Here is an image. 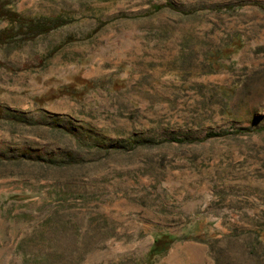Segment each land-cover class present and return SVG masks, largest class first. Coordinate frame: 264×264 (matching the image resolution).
<instances>
[{
    "label": "rangeland",
    "instance_id": "374dc122",
    "mask_svg": "<svg viewBox=\"0 0 264 264\" xmlns=\"http://www.w3.org/2000/svg\"><path fill=\"white\" fill-rule=\"evenodd\" d=\"M11 1L0 264H264V0Z\"/></svg>",
    "mask_w": 264,
    "mask_h": 264
},
{
    "label": "trees",
    "instance_id": "16d2710c",
    "mask_svg": "<svg viewBox=\"0 0 264 264\" xmlns=\"http://www.w3.org/2000/svg\"><path fill=\"white\" fill-rule=\"evenodd\" d=\"M160 6H155L159 8ZM72 19L61 14L53 17H33L25 16L12 7L11 0H0V22H6L0 26V45L21 44L33 40L38 35L45 34ZM216 133L208 132L207 137L215 136ZM181 142V139H172ZM178 237L169 233H157L153 237L152 243L146 252L145 263L150 264L153 259L162 254L168 246Z\"/></svg>",
    "mask_w": 264,
    "mask_h": 264
}]
</instances>
